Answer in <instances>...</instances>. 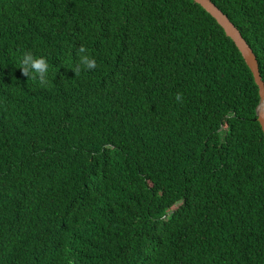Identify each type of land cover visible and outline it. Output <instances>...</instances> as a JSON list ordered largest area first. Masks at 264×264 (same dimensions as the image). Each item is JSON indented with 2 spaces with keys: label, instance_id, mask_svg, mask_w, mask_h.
<instances>
[{
  "label": "trees",
  "instance_id": "16d2710c",
  "mask_svg": "<svg viewBox=\"0 0 264 264\" xmlns=\"http://www.w3.org/2000/svg\"><path fill=\"white\" fill-rule=\"evenodd\" d=\"M212 1L264 81V0ZM259 99L194 0H0V264H264Z\"/></svg>",
  "mask_w": 264,
  "mask_h": 264
},
{
  "label": "water",
  "instance_id": "95a60500",
  "mask_svg": "<svg viewBox=\"0 0 264 264\" xmlns=\"http://www.w3.org/2000/svg\"><path fill=\"white\" fill-rule=\"evenodd\" d=\"M194 1L199 3L218 21V23L225 30L226 34L235 42L240 52L242 53L246 63L248 64L259 89L260 99L256 107V119L259 121L264 133V81L261 76L256 53L254 52L248 41L243 37L241 31L237 28V26L230 20L227 14H225L212 0Z\"/></svg>",
  "mask_w": 264,
  "mask_h": 264
},
{
  "label": "clouds",
  "instance_id": "9594fccd",
  "mask_svg": "<svg viewBox=\"0 0 264 264\" xmlns=\"http://www.w3.org/2000/svg\"><path fill=\"white\" fill-rule=\"evenodd\" d=\"M20 68L22 73L27 77L38 80L42 86H46L48 81V75L50 71V64L46 56H36L30 51L23 52L20 61ZM97 62L95 58L88 54L87 50L81 47L78 51V64L72 69L76 74L82 71L95 69ZM177 101L182 102V94L177 93L175 96Z\"/></svg>",
  "mask_w": 264,
  "mask_h": 264
}]
</instances>
